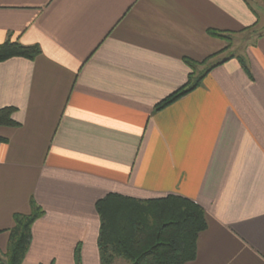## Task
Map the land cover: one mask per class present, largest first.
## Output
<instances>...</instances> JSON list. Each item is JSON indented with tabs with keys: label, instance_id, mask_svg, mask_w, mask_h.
Returning a JSON list of instances; mask_svg holds the SVG:
<instances>
[{
	"label": "crops",
	"instance_id": "1",
	"mask_svg": "<svg viewBox=\"0 0 264 264\" xmlns=\"http://www.w3.org/2000/svg\"><path fill=\"white\" fill-rule=\"evenodd\" d=\"M8 39L41 53L0 62V109L16 122L0 126V264L32 201L45 212L22 264H76L77 248L101 264L109 193L201 205L186 264H264V0H0ZM228 52L249 73L232 57L156 109L188 82L186 58Z\"/></svg>",
	"mask_w": 264,
	"mask_h": 264
},
{
	"label": "trees",
	"instance_id": "2",
	"mask_svg": "<svg viewBox=\"0 0 264 264\" xmlns=\"http://www.w3.org/2000/svg\"><path fill=\"white\" fill-rule=\"evenodd\" d=\"M210 34L223 37L232 45V38L221 31L211 29ZM41 53L38 44L25 45L19 40L0 43V62L13 57L33 59ZM237 57L246 72L249 71L243 55L230 53L222 60L205 61L186 58L192 72L188 82L181 89L163 99L156 109L172 103L200 85L213 67ZM249 73V72H248ZM15 108L0 109V126L15 125L11 118ZM5 138L0 137V141ZM100 217L98 251L101 264H115L122 260L126 264H186L193 261L198 253V237L208 224L205 210L194 200L170 194L161 198L142 199L118 193H109L96 201ZM30 213H16L14 226L10 229L7 245L6 264H22L31 245L32 225L44 214L35 201L30 203ZM76 264H80L79 248L75 251Z\"/></svg>",
	"mask_w": 264,
	"mask_h": 264
},
{
	"label": "rangeland",
	"instance_id": "3",
	"mask_svg": "<svg viewBox=\"0 0 264 264\" xmlns=\"http://www.w3.org/2000/svg\"><path fill=\"white\" fill-rule=\"evenodd\" d=\"M245 40H246L245 38H241L240 40H235V43H234L235 47L234 48H237L238 52L241 50V46L244 44ZM229 53H232V52L224 53V55L226 56ZM221 57H223V54L221 55ZM115 264H126V263L122 262V260H118V261H116Z\"/></svg>",
	"mask_w": 264,
	"mask_h": 264
}]
</instances>
